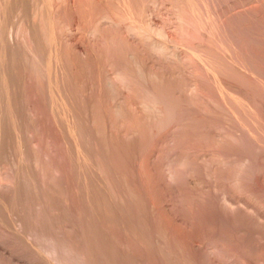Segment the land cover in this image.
I'll return each mask as SVG.
<instances>
[{
	"label": "rangeland",
	"instance_id": "rangeland-1",
	"mask_svg": "<svg viewBox=\"0 0 264 264\" xmlns=\"http://www.w3.org/2000/svg\"><path fill=\"white\" fill-rule=\"evenodd\" d=\"M22 1H18L19 5L28 3L22 5L23 9L25 6L28 7L24 9L25 12L23 10V14H27L31 1ZM156 1L86 0L85 7H80L82 2L81 5L78 4L79 0H76V4L73 3V5L72 3L66 5V0L58 1L61 4V14L60 19L58 17L60 25L57 28V31L59 28L60 31L57 34L61 33L58 36L64 39L67 38L66 35L72 34L71 36L76 40L74 44L77 45V50L73 48L75 51L71 50L67 54L70 47L65 45L66 39L62 38L65 42L60 43L59 51L62 52L61 50L64 49V52L60 56L61 59L65 57L62 60L66 61V64H70L74 59L73 62L77 65L72 63V66L75 65L73 68L79 71L74 69L73 72H77L75 74L72 72L75 77L73 75L71 77L76 80H73L74 85L68 84L67 81L72 79L70 75V78L67 77L68 70L65 67L62 69V65L63 71L60 70L59 81L65 82L63 75H66L69 80L62 85L59 82L58 86L61 89H69L65 92L67 96L71 93L69 96L71 100L65 101L67 96L59 89L63 93L62 96L64 95V100L61 98V101L64 103L73 100V102L76 101L77 106L73 107L74 109L70 108L73 111L67 108V112L63 105L57 110L53 111L52 108L50 110L51 106L47 101L49 97L43 94L44 91H48L47 79L41 77L40 80L39 75L35 74L37 80L35 88L37 87L40 95L36 96L38 109L35 108L39 112L33 113H36L35 117L38 114L37 120H40L41 116L43 120L41 118V121H37L34 116L31 117L34 119L28 118L30 116L26 119L25 116L29 111L28 113L26 111L27 114L25 111L20 114L6 112L1 118L5 123L2 125L8 129L14 128L12 124L15 126L17 121L20 123L17 124L18 128L23 123H26L28 128L23 124L24 127L21 126L18 131L17 127H15L16 131L10 129L16 132L15 134L18 133L16 135H19L18 139L13 138L16 137L14 132L13 135L8 134V136L5 131L9 133L10 130L5 127V134L2 132L9 138L8 144L12 145L9 146L5 142L8 138H4L5 143H3L7 144L8 148L3 144L1 150L4 148L5 151L0 150L2 156L3 153H7L5 157L0 154V164L2 166L4 164V167L0 166V191L2 192V196L0 193V209L2 208L0 210V252L6 248V257L11 260L5 258L4 262L7 263L2 260L0 264H17L18 262L20 264H53L56 262L53 260L55 257L58 259V264H82L83 259V263L86 261L89 264H264V0H191V4L187 3L189 0ZM18 10H15L18 15L12 12L13 19L10 15L8 17L10 21L7 34L9 35L10 31L17 33L18 22L20 25L22 17L25 19L23 14L17 19L20 15ZM198 10H201L200 13ZM29 14L30 12L27 16H30ZM181 16L188 17L189 21L183 18L184 24L181 23L183 22L180 19ZM13 20H15L14 23L11 22ZM27 20L28 17L24 23ZM159 26L164 27L166 37H163L165 34L160 33ZM133 27L137 30L135 31ZM43 42L46 44L45 39ZM187 42H191L193 46L190 47L191 43L188 46ZM160 44L163 45L164 50ZM183 44H186V47H183ZM156 45H160L161 48ZM84 47L89 49L88 62L85 66L83 59H80ZM188 52L191 53V57L195 56L193 60L191 59L192 61H189L188 55L186 56ZM202 54L207 57L204 58ZM18 57L16 56L17 61L21 62L19 55ZM195 58L196 63L203 61L205 65L197 63V68L196 66L193 68L196 65L193 64ZM210 64L215 67L214 71ZM65 71L67 74H64ZM196 73L201 76L198 77ZM141 78L145 80L142 81ZM198 81L199 84H197ZM84 82L88 84L86 96L83 92ZM197 87H201L200 92ZM156 90L157 94H153ZM148 91H153V96L148 93L151 96L149 97ZM157 95H161V98ZM155 96L160 98H158L159 101L157 98L154 99ZM144 100H147L146 103L149 102V106L144 103ZM150 105L159 107L158 111L165 110L166 116L158 111L156 114L154 109L157 110V107L150 108ZM24 113L26 120L20 116ZM72 114L75 116L73 117ZM63 115L68 117L65 116V118ZM17 116L21 122L15 118ZM12 118L16 120H11ZM31 120L34 124L36 122L34 126ZM69 120H72V123ZM37 125L39 127L36 128ZM71 126L74 127L72 129L75 135L72 133ZM12 132L10 131L11 134ZM20 135L23 136L20 137ZM26 136H28L27 139ZM1 137L3 139V136ZM33 138L37 141L33 142ZM25 142L30 143L31 146L28 143L27 146ZM21 143L26 147L25 153L23 149H19V147L23 148ZM34 143L37 145L35 146ZM45 145H48L49 149ZM37 146H41L43 151L37 149ZM21 152L24 155L29 153V157L23 156ZM34 153L36 157L32 156ZM50 154L54 164L49 159ZM42 156L43 158H39ZM24 157L28 158L24 160ZM33 159L34 162L38 160L36 163L39 167L36 163L31 164ZM51 166L59 169L57 176L54 171L56 167ZM17 184H20L19 188ZM45 212L50 213L52 217ZM21 223L22 226L24 225L23 228L27 223L26 232L22 226L18 225ZM28 226L36 227L31 228L33 230L29 229L28 232ZM25 233L26 236L23 235ZM49 233H56L55 241L59 242L61 239L60 244L55 243L56 236L52 237L53 234L49 235ZM22 235L26 237L23 242L30 246L26 244L25 246L22 241H19L20 239L18 240V238H24ZM47 235L48 238H46ZM49 237L54 238L52 242L54 246L57 245L55 247L57 252H54L55 249ZM71 245L74 246L71 247ZM62 246L66 247L62 249ZM67 246L70 251L67 250ZM32 247L34 250L31 249ZM51 247L53 251L50 250ZM50 252L56 256L53 257ZM73 253L76 255H72ZM79 255L84 258L79 259ZM63 257L65 263L62 260ZM18 258L21 261H16ZM59 259L62 261L60 262Z\"/></svg>",
	"mask_w": 264,
	"mask_h": 264
},
{
	"label": "bare ground",
	"instance_id": "bare-ground-1",
	"mask_svg": "<svg viewBox=\"0 0 264 264\" xmlns=\"http://www.w3.org/2000/svg\"><path fill=\"white\" fill-rule=\"evenodd\" d=\"M18 1L19 0H1L0 1V150H1V148H2V145L6 142L7 144H8V140H9V138L6 136V135H4L5 134V132H6V134L8 135V134H10V135H13V132H12V130H10V129H16L15 127H17V124L19 123L18 121H17V124H15L16 122H14V124H15V126L12 124V126L14 127V128H7V127H5L4 125H2V123H3V119H1L2 117H3V115L7 112V113H10L11 111H12V113L14 112H16L17 114L19 113L20 114V112H24L25 111V113H26V111H27V113H28V111H29V113L25 116V118L26 119H28V118H30V119H34V117H35V114L36 113H38L39 111L38 110H36L35 108H37V106L36 105H38V102H37V98H36V96L37 95H40V93L37 91L38 89H36L35 88V83L37 84V80H36V76H35V74H37V76L40 78V80H41V77H45V79H47L46 81L48 82V91H44V93L43 94H47L48 95V97H49V100H48V98L45 96V95H42V96H45V98H47V101H49V106H51L50 107V110H51V108L53 109V111L54 110H57V108H61L60 106H64L65 108H66V112H67V108H75L76 106H77V103H76V101H74L73 102V100L72 101H70V102H62L61 101V98L64 100V98H63V96L64 95H66L67 96V93L65 94V92H66V90L67 89H61L60 88V86H58V83L60 82L61 83V81H59V73H60V70H62L64 67H65V69L67 68V72L69 73V74H67V72L65 73L64 72V74H67L68 76V78H70L72 75H73V73L75 74V72H77L78 71V69H76L75 67L73 68V66H75V65H77V64H75L73 61H74V59L71 61V65L70 64H66L65 62L66 61H63L62 59H64V58H62L61 59V56H60V54L62 53V52H64V49H62L61 51L62 52H60L59 51V45H60V43L61 42H67V44H65L66 46L68 45V47H70V49H68L69 50V52H67V54L68 53H70L71 52V50H73V51H75L73 48H77V45L76 44H74V41H76L75 40V37L73 38L71 35H66L67 36V38H65L64 39V37H59L60 36V34H59V36H58V34H57V32H59L60 31V28L58 29V31H57V28L59 27V25H60V22H59V20H58V17H59V19H60V7H61V4H59V0H30L31 1V5H30V8H29V10L28 11H26V12H30V16H27V14H23V10L25 9V8H28V7H26L25 6V8L23 9V7L24 6H22V5H27V4H23V3H21V5H19V3H18ZM22 1V0H21ZM28 1V0H27ZM63 1V0H62ZM75 1L76 0H66V5L68 4H71L72 3V5H73V3H75ZM78 1V0H77ZM80 1V3L78 2V4H80L81 5V2H82V6H80V7H85L86 5V0L84 1H82V0H79ZM158 1V0H157ZM156 1V2H157ZM176 1H178V0H176ZM194 1V0H193ZM206 1V0H205ZM22 2H24V0L22 1ZM61 2V1H60ZM106 2V1H105ZM145 2V1H144ZM181 2V1H180ZM191 2V0H189V1H187V3H190ZM201 2V1H200ZM199 2V3H200ZM209 2V1H208ZM245 2V1H244ZM259 2V1H258ZM17 3H18V5H17ZM110 3V2H109ZM131 3V2H130ZM136 3V2H135ZM147 3V2H146ZM151 3V2H150ZM161 3V2H160ZM203 2H201V4H202ZM207 3V2H206ZM205 3V4H206ZM210 3V2H209ZM76 4V3H75ZM74 4V5H75ZM77 4V5H78ZM115 4H117V3H115ZM185 3H182V5H184ZM191 4V3H190ZM193 4V3H192ZM194 4H196V3H194ZM77 5H76V7H77ZM91 5V4H90ZM112 5V4H111ZM122 5V4H121ZM129 5V4H128ZM133 5V4H132ZM176 5V4H175ZM181 4H180V6H182ZM186 5V4H185ZM197 5V4H196ZM203 5V4H202ZM207 5V4H206ZM205 5V6H206ZM209 5V4H208ZM207 5V6H208ZM17 6H18V8H17ZM71 6V5H70ZM79 6V5H78ZM118 7H119V5H117ZM134 6V5H133ZM159 6V5H158ZM178 6V5H177ZM197 6H199V5H197ZM210 6H211V3H210ZM209 6V7H210ZM63 7H65V6H63ZM62 7V8H63ZM73 7V6H72ZM109 7V6H108ZM130 7V6H129ZM128 7V8H129ZM176 6H174V8H175ZM187 7V6H186ZM251 7V6H250ZM254 7V6H253ZM74 8H75V6H74ZM104 8V7H103ZM182 8H184V7H182ZM188 8V7H187ZM195 8V7H194ZM196 8H198V7H196ZM208 8V7H207ZM206 8V9H207ZM19 9V10H18ZM67 9V8H66ZM71 9V8H70ZM77 9H79V8H77ZM81 9V8H80ZM91 9V8H90ZM124 9V8H123ZM179 9V8H178ZM191 9V8H190ZM199 9V8H198ZM205 9V8H204ZM18 10V11H20V15L19 16H17V19H19L18 17H22V14L24 15V18L25 19H27V17H28V20H27V22L26 23H24V20L25 19H23V17H22V21H21V23H20V25H19V22H18V26H17V22H15V24H16V26L18 27V29L20 30H18V32L17 33H15L14 34V32L13 31H10V35H9V33L7 34V32H8V30H7V26H9L8 25V23H9V21H10V19L8 20V17H9V15L11 16V18L13 19V17H12V12L14 11V12H16V11ZM26 10V9H25ZM25 10H24V12H25ZM72 10V9H71ZM70 10V11H71ZM75 10V9H74ZM87 10V9H86ZM121 10V9H120ZM127 10H129V9H127ZM126 10V11H127ZM142 10V9H141ZM153 10V9H152ZM202 10V9H201ZM200 10V11H201ZM244 10V9H243ZM88 11V10H87ZM132 11V10H131ZM197 11V10H196ZM196 11H192V12H195L196 13ZM199 11V10H198ZM200 11H199V13H200ZM206 11V10H205ZM205 11H203L202 13L204 14V12ZM73 12V11H72ZM180 13H181V11H179ZM178 12V13H179ZM186 12H187V10H186ZM214 12V11H213ZM259 12V11H258ZM17 13V12H16ZM79 13V12H78ZM84 13V12H83ZM88 12H86V13H84V14H87ZM145 13V12H144ZM208 13V12H207ZM14 14V13H13ZM141 14V13H140ZM182 14V13H181ZM229 14V13H228ZM232 14V13H231ZM255 14V13H254ZM257 14V13H256ZM260 14V13H259ZM16 15V14H15ZM17 15H18V13H17ZM190 15V14H189ZM205 15V14H204ZM208 15H209V13H208ZM252 15V14H251ZM27 16V17H26ZM107 16V15H106ZM135 16V18H136V14L134 15ZM139 16V15H138ZM178 16V15H177ZM186 16H188V15H185V17ZM30 17V18H29ZM84 17V16H83ZM185 17H180V19H181V21H183V22H181V23H183L184 24V20H182L183 18L184 19H187L188 20V17L187 18H185ZM209 17H211V16H209ZM214 17V16H213ZM114 18V17H113ZM192 18V17H191ZM208 18V17H207ZM11 19V20H12ZM14 19H15V17H14ZM107 19V18H106ZM112 19V18H111ZM177 19V18H176ZM205 19H206V17H205ZM204 19V20H205ZM212 19H214V18H212ZM16 20V19H15ZM15 20H13V21H11V22H13L14 23V21ZM135 20V19H134ZM207 20V19H206ZM123 21H124V19H123ZM189 21V20H188ZM209 21V20H208ZM215 21H218V20H216L215 19ZM220 21V20H219ZM11 22H10V24H11ZM58 22H59V24H58ZM129 22V21H128ZM131 22V21H130ZM142 22V21H141ZM132 23V22H131ZM186 23V22H185ZM191 23V22H190ZM209 24L211 23V22H208ZM96 24V23H95ZM211 24H213V23H211ZM215 24V23H214ZM14 25V24H13ZM157 25V24H156ZM178 25V24H177ZM188 25V24H187ZM194 25H196V24H194ZM203 25V24H202ZM216 25V24H215ZM10 26H12V25H10ZM96 26V25H95ZM113 26V25H112ZM129 26V25H128ZM131 26H134V25H131ZM199 26V25H198ZM204 26V25H203ZM212 26V25H211ZM108 27V26H107ZM137 27V26H136ZM135 27V28H136ZM160 28H161V26H159ZM179 27V26H178ZM207 27V26H206ZM216 27H218V26H216ZM65 28H66V26H65ZM98 28V27H97ZM102 28V27H101ZM134 28V27H133ZM134 28V30L136 31L137 29H135ZM164 28V27H163ZM163 28H161V32L160 31H158V33L160 32L161 34H165L166 32H164V29ZM194 28V27H193ZM202 28V27H201ZM210 28V27H209ZM11 29V28H10ZM13 29H15V28H13ZM63 29H64V27H63ZM89 29V28H88ZM92 29V28H91ZM159 29V28H158ZM163 29V30H162ZM197 29V28H196ZM17 30V29H16ZM133 30V29H132ZM133 30V31H134ZM144 30V29H143ZM146 30V29H145ZM155 30V29H154ZM194 30H195V28H194ZM200 30V29H199ZM93 31V30H92ZM156 31V30H155ZM180 31V30H179ZM209 31V30H208ZM69 32V31H68ZM71 32V31H70ZM94 32V31H93ZM96 32V31H95ZM94 32V33H95ZM184 32V31H183ZM198 32H200V31H198ZM19 33H21V34H23L22 35V37H21V34L19 35ZM72 33V32H71ZM98 33V32H97ZM101 33V32H100ZM146 33V32H145ZM157 33V34H158ZM159 33V34H160ZM177 33V32H176ZM191 33V32H190ZM65 34H66V32H65ZM99 34V33H98ZM144 34V33H143ZM152 34V33H151ZM158 34V35H159ZM160 34V35H161ZM193 34V33H192ZM93 35V34H92ZM134 35V34H133ZM157 35V36H158ZM160 35H159V37H160ZM197 35V34H196ZM207 35H209V34H207ZM109 36V35H108ZM117 36V35H116ZM131 36V35H130ZM168 36V35H167ZM179 36V35H178ZM189 36V35H188ZM194 36V35H193ZM198 36H199V34H198ZM58 37L59 38H61V41H59V39H58ZM103 37V36H102ZM163 37H166V34H165V36L163 35ZM184 37V36H183ZM65 40V41H62L63 39ZM110 38V37H109ZM122 38V37H121ZM146 38V37H145ZM185 38V37H184ZM188 39H191V38H189V37H187ZM193 38V37H192ZM200 38V37H199ZM202 38V37H201ZM204 38V37H203ZM206 38V37H205ZM45 39V43L46 44H44V42H43V40ZM120 39V38H119ZM127 39V38H126ZM154 39V38H153ZM209 39V38H208ZM106 40V39H105ZM111 40V39H110ZM139 40V39H138ZM167 40V39H166ZM168 40H169V38H168ZM184 40V39H183ZM192 40V39H191ZM117 41V40H116ZM134 41V40H133ZM144 41V40H143ZM172 41V40H171ZM170 41V42H171ZM174 41V40H173ZM176 41V40H175ZM188 41V40H187ZM89 42H91V41H89ZM114 42V41H113ZM169 42V41H168ZM184 42H186V41H184ZM79 43V42H78ZM115 43V42H114ZM175 43V42H174ZM180 42H178V44H179ZM188 43V46H189V43H191V42H187ZM192 43H193V41H192ZM192 43H191V46L190 47H192L193 45H192ZM203 43V42H202ZM176 44V43H175ZM197 44V43H196ZM205 44V43H204ZM62 45H64V44H62ZM117 45V44H116ZM161 45V44H160ZM160 45L159 46H157L156 45V47H160ZM184 45V44H183ZM216 45H217V43H216ZM87 46V45H86ZM88 46H90V45H88ZM119 46V45H118ZM163 45H161V47H162ZM199 46V45H198ZM204 46V45H203ZM208 46V45H207ZM218 46V45H217ZM79 47V46H78ZM160 47V48H161ZM183 47H186V44L183 46ZM202 47V46H201ZM200 47V48H201ZM206 47V46H205ZM209 47V46H208ZM215 47V46H214ZM220 47V46H219ZM63 48H65V46L63 47ZM87 48V47H86ZM85 47L83 48L84 49V51L82 52V58H80V59H83L82 60V62L84 61V66H85V64L87 65V63L86 62H88V50L89 49H86ZM163 48V50H164V47H162ZM222 48V47H221ZM117 49V48H116ZM154 49V48H153ZM190 49V48H189ZM188 49V50H189ZM193 49V48H192ZM205 49V48H204ZM203 49V50H204ZM210 49H211V47H210ZM223 49H225V48H223ZM222 49V50H223ZM66 50V49H65ZM77 50V49H76ZM158 50V49H157ZM187 50V49H186ZM191 50V49H190ZM195 50H196V52H198V50L195 48ZM213 50V49H212ZM228 50V49H227ZM67 51V50H66ZM159 51V50H158ZM165 51H166V49H165ZM201 51V50H200ZM209 51V50H208ZM221 51V50H220ZM230 51H231V49H230ZM81 52V51H80ZM79 52V53H80ZM93 52V51H92ZM130 52V51H129ZM164 52V51H163ZM192 52H194V51H192ZM211 52H213V51H211ZM229 52V51H228ZM232 52V51H231ZM66 53V52H65ZM78 53V54H79ZM166 53V52H165ZM189 53V52H188ZM199 53V52H198ZM202 52H200V54H201ZM222 53H223V51H222ZM17 54V55H16ZM66 54V55H67ZM97 54V53H96ZM119 54H120V52H119ZM133 54V53H132ZM131 54V55H132ZM158 54V53H157ZM170 54V53H169ZM205 54V53H204ZM220 54V53H219ZM18 55L20 56V61L21 62H19V61H17V59L19 58L18 57ZM65 55V56H66ZM76 55V54H75ZM135 55V54H134ZM133 55V56H134ZM179 55V54H178ZM183 55V54H182ZM189 56V57H187V58H189L190 60L189 61H192L193 59H194V57L195 56H190L191 55V53H189V54H186V56ZM212 55V54H211ZM214 55V54H213ZM16 56L18 57V58H16ZM69 56H72V55H70L69 54ZM91 56H92V54H91ZM198 56V55H197ZM202 56H204L203 54H202ZM75 57V56H74ZM80 57V56H79ZM205 57H207V56H204V58ZM211 57V56H210ZM218 57V56H217ZM227 57V56H226ZM90 58V57H89ZM198 58L200 59V57L198 56ZM211 58H213V56L211 57ZM210 58V59H211ZM220 58V57H219ZM235 58V57H234ZM91 59V58H90ZM126 59V58H125ZM131 59V58H130ZM136 59V58H135ZM165 59V58H164ZM184 59V58H183ZM192 59V60H191ZM216 59V58H215ZM221 59V58H220ZM64 62H62V61ZM71 60V59H70ZM69 60V61H70ZM106 60V59H105ZM113 60V59H112ZM128 60H129V57H128ZM177 60V59H176ZM196 58H195V62L193 63V64H196V65H194L193 66V68L195 67V68H197V66L200 64V63H205V62H200V63H198V61H197V63H198V65H197V63H196ZM207 60V59H206ZM209 60V59H208ZM217 60V59H216ZM237 60V59H236ZM91 61V60H90ZM137 61V60H136ZM135 61V62H136ZM188 61V60H187ZM223 61V60H222ZM221 61V62H222ZM232 61V60H231ZM183 62V61H182ZM207 62V61H206ZM228 62V61H227ZM226 62V63H227ZM72 63H74L75 65H73L72 66ZM112 63V62H111ZM137 63V62H136ZM147 63V62H146ZM179 63V62H178ZM185 63H186V61H185ZM184 63V64H185ZM217 63H218V61H217ZM236 63H237V61H236ZM114 64V63H113ZM172 64V63H171ZM189 64V63H188ZM221 64V63H220ZM62 65H63V67H62ZM89 65V64H88ZM109 65V64H108ZM183 65V64H182ZM205 65V64H204ZM211 65V64H210ZM223 65H224V63H223ZM231 65V64H230ZM236 65H238V64H236ZM67 66V67H66ZM82 66V65H81ZM92 66V65H91ZM117 66V65H116ZM136 66V65H135ZM184 66V65H183ZM189 66V65H188ZM212 66V65H211ZM227 66V65H226ZM231 66H233V65H231ZM61 67H62V69H61ZM83 67V66H82ZM87 67V66H86ZM113 67V66H112ZM174 67V66H173ZM202 67V66H201ZM205 67V66H204ZM203 67V68H204ZM138 68V67H137ZM174 68H176V67H174ZM205 68H208L207 66L205 67ZM204 68V69H205ZM211 68H214V69H212V71H214L215 70V67H211ZM226 68V67H225ZM74 69L75 70H77V71H75V72H73L74 71ZM118 69V68H117ZM121 69V68H120ZM139 69H141V68H139ZM191 69V68H190ZM198 69L200 70V68L198 67ZM209 69V68H208ZM207 69V70H208ZM90 70V69H89ZM189 70V69H188ZM195 70H197V69H195ZM194 70V71H195ZM206 70V69H205ZM210 71H211V69H209ZM218 70V69H217ZM63 71V70H62ZM61 71V72H62ZM83 71L84 70H82V73H83ZM238 71V70H237ZM236 71V72H237ZM73 72V73H72ZM79 72V71H78ZM86 72V71H85ZM165 72V71H164ZM185 72V71H184ZM192 72V71H191ZM200 72V71H199ZM224 72V71H223ZM63 73V72H62ZM131 73H132V71H131ZM135 73V72H134ZM141 73V72H140ZM194 74V76H195V72H193ZM202 73H207V72H202ZM216 73H217V71H216ZM240 73V72H239ZM81 74V73H80ZM84 74V73H83ZM88 74V73H87ZM139 74V73H138ZM137 74V75H138ZM144 74V73H143ZM150 74V73H149ZM157 74V73H156ZM197 74V73H196ZM212 74H213V72H212ZM229 74V73H228ZM41 75V76H40ZM69 75H70V77H69ZM79 75V74H78ZM89 75V74H88ZM127 75V74H126ZM186 75V74H185ZM204 75V74H203ZM210 76H211V73L209 74ZM237 75H239V74H237ZM74 76V75H73ZM79 76H81V75H79ZM131 76V75H130ZM158 76H159V73H158ZM173 76V75H172ZM193 76V77H194ZM197 76L199 77V76H201V75H199V74H197ZM207 76V75H206ZM204 77L205 79L208 77ZM230 76V75H229ZM235 76V75H234ZM47 77V78H46ZM64 79H66V80H69V79H67V77H66V75L64 76H62ZM61 77V78H62ZM75 77V76H74ZM78 77V76H77ZM86 77H88V76H86ZM90 77V76H89ZM124 77V76H123ZM122 77V78H123ZM132 77V76H131ZM149 77V76H148ZM163 77H165V76H163ZM175 77V76H174ZM179 77V76H178ZM177 77V78H178ZM191 77V76H190ZM212 77V76H211ZM210 77V78H211ZM213 77H214V75H213ZM60 78V79H61ZM80 78V77H79ZM84 78V77H83ZM139 78V77H138ZM167 78V77H166ZM192 78V77H191ZM190 78V79H191ZM63 79V80H64ZM70 79H72V80H70V81H67V82H69L68 84H72L73 83V80H75V79H73L72 77L70 78ZM78 79V78H77ZM81 79H82V77H81ZM80 79V80H81ZM88 79V78H87ZM113 79V78H112ZM124 79H125V77H124ZM133 79H134V76H133ZM142 79V81H144L145 80V78H141ZM174 79V78H173ZM194 79H196V78H194ZM198 79V78H197ZM203 78H201V80H202ZM208 79V78H207ZM213 79V78H212ZM36 80V81H35ZM43 80V79H42ZM66 80H65V82L64 83H66ZM85 80V79H84ZM127 80H128V78H127ZM150 80V79H149ZM154 80V79H153ZM210 80V79H209ZM216 80H217V78H216ZM44 81V80H43ZM42 81V84H44V82ZM76 81V80H75ZM107 81H109V80H107ZM111 81V80H110ZM109 81V82H110ZM113 81V80H112ZM124 81V80H123ZM132 81V80H131ZM165 81V80H164ZM214 81H215V79H214ZM46 82V83H47ZM63 82L61 83V85L63 84ZM125 82H126V80H125ZM137 82V81H136ZM139 82V81H138ZM151 82H153V81H151ZM156 82V81H155ZM178 82V81H177ZM218 82V81H217ZM82 83H83V81H82ZM140 83V82H139ZM200 82L198 81V83L197 84H199ZM207 83V82H206ZM248 83V82H247ZM250 83V82H249ZM68 84H64L65 86L66 85H68ZM138 84V83H137ZM154 84H156V83H154ZM187 84V83H186ZM196 84V85H197ZM211 84V83H210ZM72 85H74V84H72ZM158 85H159V83H158ZM190 85V84H189ZM247 85V84H246ZM71 86V85H70ZM92 86V85H91ZM122 86V85H121ZM161 86V85H160ZM164 86V85H163ZM225 86V85H224ZM84 94H85V96H86V94H87V92H88V84H86V82H84ZM115 87V86H114ZM131 87V86H130ZM146 87V86H145ZM204 87V86H203ZM44 88V87H43ZM46 88V87H45ZM62 88H64V86L62 87ZM71 88V87H70ZM136 88V87H135ZM135 88H134V90H135ZM143 88V87H142ZM149 88V87H148ZM188 88H190V87H188ZM199 88H201V87H199ZM198 87H197V90L200 92V90L201 89H199ZM213 88V87H212ZM229 88V87H228ZM62 90V91H64V95L62 96V94L63 93H61L62 91H60V90ZM124 89V88H123ZM131 89V88H130ZM146 90H147V88H145ZM150 89V88H149ZM148 89V90H149ZM206 89V88H205ZM209 89H210V87H209ZM208 89V90H209ZM69 90V89H68ZM67 90V91H68ZM93 90V89H92ZM91 90V91H92ZM127 90H129V89H127ZM150 90H152V89H150ZM203 90V89H202ZM212 90V89H211ZM137 91V90H136ZM144 91V90H143ZM191 91V90H190ZM207 91V90H206ZM205 91V92H206ZM230 91V90H229ZM134 92V91H133ZM182 92V91H181ZM185 92V91H184ZM222 92V91H221ZM239 92V91H238ZM116 93V92H115ZM148 93H151L150 95H152V93H153V91H151V92H147V95H148ZM162 93V92H161ZM161 93H158V94H161ZM165 92H163V94H164ZM187 93H188V91H187ZM195 93L197 94V92H196V90H195ZM203 93V92H202ZM232 93V92H231ZM68 94H69V92H68ZM81 94V93H80ZM133 94V93H132ZM153 94H157V90H156V92L155 93H153ZM162 94V96H163V98H164V95ZM170 94V93H169ZM200 94V93H199ZM70 95H71V93H70ZM69 95V96H70ZM99 95V94H98ZM146 95V94H145ZM150 95H148L149 97H151ZM189 95V94H188ZM192 95V94H191ZM204 95H205V93H204ZM229 95V94H228ZM69 96H67V99H65V101L66 100H68V99H70L69 98ZM84 96V97H85ZM153 96V95H152ZM157 96H159V95H157ZM157 96H155V98L154 99H156L157 98ZM161 96V95H160ZM159 96V97H160ZM181 96V95H180ZM190 96V95H189ZM197 96V95H196ZM209 96H210V93H209ZM158 97V98H159ZM168 97V96H167ZM230 97V96H229ZM82 98H83V95H82ZM86 98H88V96L86 97ZM85 98V99H86ZM141 98V97H140ZM148 98V97H147ZM153 98V97H152ZM158 98H157V101H159L158 100ZM161 98V97H160ZM159 98V99H160ZM179 98V97H178ZM202 98V97H201ZM241 98V97H240ZM145 99V98H144ZM200 99V98H199ZM223 99V98H222ZM242 99V98H241ZM245 99V98H244ZM71 100V99H70ZM126 100H127V98H126ZM162 100V99H161ZM160 100V101H161ZM183 100V99H182ZM201 100V99H200ZM203 100V99H202ZM211 100V99H210ZM243 100V99H242ZM69 101V100H68ZM116 101V100H115ZM118 101H120V100H118ZM147 101V100H146ZM146 101L144 100V103H146ZM149 101V100H148ZM156 101V100H155ZM163 101V100H162ZM178 101V100H177ZM196 101V100H195ZM222 101V100H221ZM247 101V100H246ZM88 102V101H87ZM126 102V101H125ZM133 102V101H132ZM164 102H165V100H164ZM228 102V101H227ZM248 102V101H247ZM85 103V102H84ZM123 103V102H122ZM155 103V102H154ZM206 103V102H205ZM223 103V102H222ZM234 103V102H233ZM124 104V103H123ZM146 104H148V106H149V102H147ZM145 104V105H146ZM156 104V103H155ZM159 104H160V102H159ZM177 104V103H176ZM191 104V103H190ZM242 104V103H241ZM87 105H88V103H87ZM125 105V104H124ZM157 105H158V102H157ZM170 105V104H169ZM217 105V104H216ZM232 105V104H231ZM234 105V104H233ZM144 106V105H143ZM151 106H152V108L154 107H157V106H153V105H150V108H151ZM160 106V105H159ZM164 106V105H163ZM45 107H46V105H45ZM93 107V106H92ZM130 107V106H129ZM132 107V106H131ZM139 107V106H138ZM145 107V106H144ZM147 107V106H146ZM145 107V108H146ZM192 107V106H191ZM197 107V106H196ZM248 107H249V105H248ZM65 108L63 109V110H65ZM73 108V109H74ZM158 108L159 107H157V110H155L154 109V112L156 113V114H158V112L159 113H163L164 115H165V113H164V111L163 112H161L162 111V107H160V111H158ZM206 108V107H205ZM209 108V107H208ZM220 108V107H219ZM237 108V107H236ZM35 109V110H34ZM38 109V108H37ZM73 109L71 110V111H73ZM79 109V108H78ZM125 109H127V108H125ZM147 109H148V107H147ZM202 109V108H201ZM233 109H235V107L233 108ZM244 109V108H243ZM48 110V109H47ZM60 110V109H59ZM62 110V109H61ZM133 110V109H132ZM153 110V109H152ZM206 110V109H205ZM217 110V109H216ZM232 110V109H231ZM9 111V112H8ZM71 111H68V112H71ZM150 111V110H149ZM156 111H158V112H156ZM204 111V110H203ZM209 111V110H208ZM223 111V110H222ZM32 112V114L30 115V113ZM33 112H36L35 114L33 113ZM51 112V111H50ZM58 112V111H57ZM60 112V111H59ZM131 112V111H130ZM147 112H148V110H147ZM166 112V111H165ZM25 113L23 114V115H20V116H23V118H24V115H25ZM54 112H52V114H53ZM73 113V112H72ZM132 113V112H131ZM149 113V112H148ZM151 113V112H150ZM172 113V112H171ZM204 113V112H203ZM68 114V113H67ZM139 114H141V113H139ZM146 114V113H145ZM151 114H153V113H151ZM232 114V113H231ZM237 114H239V113H237ZM7 115V114H6ZM49 115V114H48ZM51 115V114H50ZM73 115V117L75 116L74 114H72ZM92 115V114H91ZM130 115V114H129ZM216 115V114H215ZM228 115V114H227ZM227 115H226V117H227ZM28 116H30V117H28ZM32 116H34L33 118H31ZM38 116V114L36 115V120H37V117ZM54 116V115H53ZM57 116V115H56ZM64 117L66 116V115H63ZM77 116V115H76ZM138 116V115H137ZM156 116V115H155ZM166 116V115H165ZM200 116V115H199ZM7 117V116H6ZM9 117V116H8ZM10 117H12V116H10ZM28 117V118H27ZM58 117V116H57ZM56 117V118H57ZM61 117V116H60ZM59 117V118H60ZM66 117H68V116H66ZM65 117V118H66ZM124 117V116H123ZM145 117H146V115H145ZM157 117V116H156ZM160 117V115L158 116V118ZM231 117V116H230ZM15 118H18V120L20 119L18 116L17 117H15ZM24 118V120H26ZM41 118H42V116L39 118L40 120H37V121H41ZM65 118H63L64 120H65ZM69 118H71V117H69ZM143 118V117H142ZM151 118V117H150ZM161 118H163V117H161ZM212 118V117H211ZM216 118V117H215ZM4 119H5V117H4ZM8 118H6V120H7ZM29 119V120H30ZM62 119V118H61ZM111 119V118H110ZM11 120H14V118H12ZM10 120V121H11ZM16 120V119H15ZM14 120V121H15ZM42 120H43V118H42ZM52 120V119H51ZM50 120V121H51ZM56 120V119H55ZM60 120V119H59ZM68 120V119H67ZM87 120V119H86ZM134 120V119H133ZM139 120V119H138ZM161 120V119H160ZM163 120H164V118H163ZM20 121V120H19ZM28 121V120H27ZM61 121V120H60ZM70 121V120H69ZM68 121V122H69ZM72 121V120H71ZM70 121V122H71ZM141 121V120H140ZM144 121V120H143ZM149 121V120H148ZM12 122V121H11ZM21 122V121H20ZM24 122V121H23ZM31 122H32V120H31ZM58 122V121H57ZM73 122H74V120H73ZM80 122V121H79ZM92 122V121H91ZM28 123V122H27ZM39 123V122H38ZM37 123V124H38ZM42 123V122H41ZM66 123V122H65ZM72 123V122H71ZM160 123V122H159ZM168 123V122H167ZM167 123H166V125H167ZM3 124H5V123H3ZM20 124V123H19ZM18 124V125H19ZM24 124V123H23ZM23 124H21L20 126H19V128L22 126V128L25 126V127H27L25 124H24V126H23ZM31 124H33V126L36 124V122H35V124L32 122ZM134 124V123H133ZM152 124H154V123H152ZM164 124V123H163ZM243 124V123H242ZM10 126H11V124H9ZM28 125V124H27ZM50 125V124H49ZM73 125V124H72ZM85 125V124H84ZM7 126V125H6ZM55 126H57V125H55ZM60 126H61V124H60ZM74 126V125H73ZM162 126V125H161ZM246 126V125H245ZM4 127L5 128H7L8 130H10L11 132H12V134L10 133V131H8L9 133H7V131H5L4 132ZM37 127H39L38 125L36 126V128ZM68 127H69V124H68ZM114 127V126H113ZM18 127H17V131H18V129H19ZM28 128V127H27ZM41 128V127H40ZM40 128H38V129H40ZM63 128H64V126H63ZM71 129L72 128H74V127H70ZM70 128H69V131H70ZM132 128V127H131ZM160 128V127H159ZM65 129H66V127H65ZM161 129V128H160ZM20 130H22V129H20ZM19 130V131H20ZM33 130V129H32ZM41 130V129H40ZM39 130V131H40ZM67 130V129H66ZM65 130V131H66ZM73 130V135H75L74 134V129H72ZM16 131V130H15ZM26 131V130H25ZM68 131V130H67ZM2 132H4V134L2 133ZM22 134H23V132L22 131H20ZM112 132H114V131H112ZM145 132V131H144ZM1 133H2V135H1ZM16 132H14V135L16 136L17 134H15ZM70 133H71V131H70ZM69 133V134H70ZM77 133V132H76ZM79 133V132H78ZM128 133V132H127ZM26 134V133H25ZM28 134H30V133H28ZM65 134H66V132H65ZM117 134V133H116ZM72 135V134H71ZM112 135V134H111ZM1 136H3V139L4 138H8V139H6L7 141H5V139L3 140L2 139V137ZM5 136V137H4ZM9 136V135H8ZM23 136V135H22ZM21 135H20V137H22ZM36 136V135H35ZM40 136V135H39ZM79 136V135H78ZM18 137H19V135L18 136H16V137H13V138H17L18 139ZM54 137V136H53ZM73 137V136H72ZM72 137H71V139H72ZM86 137V136H85ZM12 138V137H11ZM26 139L28 138V136H26L25 137ZM35 138V137H34ZM33 138V139H34ZM24 139V138H23ZM54 139V138H53ZM52 139V140H53ZM70 139V140H71ZM15 140V139H14ZM19 140H21L20 138H19ZM29 140H31V138H29ZM68 140V139H67ZM5 141V142H4ZM10 141V140H9ZM12 141H13V139H12ZM33 141V140H32ZM32 141H31V143H32ZM35 141H37L36 139H34V141L33 142H35ZM49 141H51V140H49ZM49 141H47V142H49ZM76 141V140H75ZM4 142V143H3ZM17 142H19L18 140H17ZM21 142V141H20ZM19 142V143H20ZM22 142H23V140H22ZM10 143V142H9ZM15 143V142H14ZM18 143V144H19ZM28 143V142H27ZM26 142L24 143V144H27ZM36 143H38V142H36ZM40 143V142H39ZM7 144H4V145H7ZM22 144V143H21ZM29 145H30V143H28ZM28 144H27V146H28ZM35 144V143H34ZM48 144V143H47ZM57 144V143H56ZM65 144V143H64ZM70 144V143H69ZM9 145V144H8ZM8 145H7V147L6 148H8ZM10 145H12V144H10ZM9 145V146H10ZM17 145V144H16ZM23 145V144H22ZM22 145H21V147H22ZM37 144H35V146H36ZM43 145V144H42ZM51 145H52V143H51ZM67 145V144H66ZM77 145V144H76ZM31 146V145H30ZM34 146V147H35ZM46 146V145H45ZM53 146V145H52ZM73 146V145H72ZM75 146V145H74ZM5 147V146H4ZM17 147H19V146H17ZM25 146L23 145V148H20L19 147V149H23L24 151H23V153H25V149H26V147L24 148ZM38 148L37 149H39V150H41V146L39 147V146H37ZM47 148H48V145L46 146ZM56 147H58L57 145H56ZM61 147V146H60ZM71 147V146H70ZM33 148V147H32ZM45 148V147H44ZM55 148V147H54ZM75 148V147H74ZM4 149V148H3ZM2 149V150H3ZM27 149H28V147H27ZM49 149V148H48ZM56 149V148H55ZM67 149V148H66ZM73 149V148H72ZM1 150V151H2ZM6 150H8V149H6ZM34 150V149H33ZM51 150H53L52 149V147H51ZM59 150V149H58ZM69 150V149H68ZM0 151V152H1ZM4 151H5V149H4ZM3 151V152H4ZM9 151V150H8ZM19 152H20V150H18ZM34 151H36V149L34 150ZM41 151H43V150H41ZM45 151V150H44ZM54 151V150H53ZM56 151V150H55ZM65 151V150H64ZM7 152V151H6ZM5 152V153H6ZM26 152H27V150H26ZM31 152H33V151H31ZM30 152V153H31ZM47 152V151H46ZM58 152V151H57ZM57 152H54V153H57ZM66 152V151H65ZM68 152V151H67ZM70 152V151H69ZM22 152H21V154H23ZM39 153V152H38ZM37 153V154H38ZM43 153V152H42ZM59 153V152H58ZM1 154V153H0ZM7 154V153H6ZM6 154H4L3 153V156L5 157V155ZM17 154V153H16ZM19 155H20V153H18ZM29 154V153H28ZM28 154L26 153V155H24L23 154V156H28ZM43 154H45V153H43ZM47 154H49V153H47ZM66 154H68V153H66ZM72 154V153H71ZM34 155H35V153L34 154H32V156L34 157ZM39 155V154H38ZM1 156H2V154H1ZM0 156V157H1ZM2 156V157H3ZM18 156V155H17ZM21 156V155H20ZM19 156V157H20ZM22 156V157H23ZM40 156V155H39ZM19 157H18V159H19ZM29 157V156H28ZM28 157H24V160H25V158H28ZM35 157H36V155H35ZM45 157V156H44ZM70 157V156H69ZM31 158V157H30ZM39 158H43V156L42 157H39ZM46 158V157H45ZM68 158V157H67ZM2 159V158H1ZM20 159H21V157H20ZM36 159V158H35ZM47 159V158H46ZM49 159H50V161L53 163L54 162V160H53V158H51V154H50V156H49ZM53 161H52V160ZM12 160V159H11ZM21 160H23V159H21ZM21 160H19L21 163L23 162V161H21ZM85 160V159H84ZM4 161H5V159H4ZM8 161V160H7ZM31 161H32V159H31ZM35 160L33 159V162H31V164H33V163H36V162H34ZM47 161H48V159H47ZM10 162V161H9ZM18 162V161H17ZM16 162V163H17ZM19 162V163H20ZM28 162V161H27ZM20 163V164H21ZM26 163V162H25ZM57 163V162H56ZM56 163H55V165H56ZM20 164H18V166H20ZM28 164V163H27ZM37 164V163H36ZM54 164V163H53ZM41 165V164H40ZM52 165V164H51ZM0 166L1 167H4V164H3V166L0 164ZM15 166V165H14ZM34 166V165H33ZM37 166H38V164H37ZM88 166V165H87ZM8 167V166H7ZM10 167V166H9ZM17 167V166H16ZM39 167V166H38ZM43 167V166H42ZM52 168H55L54 166H51ZM21 169V168H20ZM45 169H46V167H45ZM48 169V168H47ZM86 169V168H85ZM1 170V169H0ZM51 170V169H50ZM54 170V169H53ZM59 170V169H58ZM58 170H57V167L55 168V170L54 171H56L55 172V176H57L56 174H57V172H58ZM16 171H17V168H16ZM53 171V172H54ZM4 172V171H3ZM21 172V171H20ZM19 172V173H20ZM49 172V171H48ZM51 172V171H50ZM52 172V173H53ZM18 173V172H17ZM22 173V172H21ZM45 173V172H44ZM59 173V172H58ZM9 174V173H8ZM7 174V175H8ZM40 174H41V172H40ZM50 174V173H49ZM54 174V173H53ZM52 174V175H53ZM89 174V173H88ZM31 175V174H30ZM43 175V174H42ZM4 176V175H3ZM17 176V175H16ZM46 176H47V174H46ZM45 176V177H46ZM59 176V175H58ZM43 177V176H42ZM60 177V176H59ZM8 178V177H7ZM35 178V177H34ZM54 178V177H53ZM16 179V178H15ZM22 179V178H21ZM59 179V178H58ZM7 180V179H6ZM17 180H19V179H17ZM31 181V180H30ZM46 182V181H45ZM2 183V182H1ZM10 183V182H9ZM14 183V182H13ZM23 183V182H22ZM27 183V182H26ZM44 183V182H43ZM6 184V183H5ZM11 184H12V182H11ZM11 184H10V186H11ZM16 184V183H15ZM21 184V183H20ZM19 184V185H20ZM38 184V183H37ZM40 184V183H39ZM18 185V184H17ZM18 185V188L20 187ZM28 185V184H27ZM33 185V184H32ZM54 185V184H53ZM22 186H23V184H22ZM15 187V186H14ZM24 187V186H23ZM13 188V187H12ZM26 189V188H25ZM46 189V188H45ZM46 190H48V189H46ZM20 191V190H19ZM19 191H18V193H19ZM26 191V190H25ZM42 191V190H41ZM3 192H5V191H3ZM0 193H1V196H2V192L0 191ZM25 193V192H24ZM28 193V192H27ZM35 193H37V192H35ZM56 193V192H55ZM19 195V194H18ZM17 195V196H18ZM31 196V195H30ZM11 197V196H10ZM20 197V196H19ZM18 198V197H17ZM20 199V198H19ZM36 199V198H35ZM46 200V199H45ZM45 200H43V201H45ZM58 200V199H57ZM49 200H47V202H48ZM61 201V200H60ZM63 201H65V200H63ZM68 202V201H67ZM14 203V202H13ZM17 203V202H16ZM30 203V202H29ZM28 203V204H29ZM31 203H33L34 204V202H31ZM49 203V202H48ZM56 203V202H55ZM65 203V202H64ZM18 204V203H17ZM21 204V203H20ZM43 204H45V202H43ZM61 204V203H60ZM5 205H6V203H5ZM35 205H36V203H35ZM67 205V204H66ZM22 206V205H21ZM20 206V207H21ZM30 206V205H29ZM46 206V205H45ZM52 206V205H51ZM54 207H55V205H53ZM52 206V207H53ZM70 206H71V204H70ZM1 207V206H0ZM13 207V206H12ZM24 207V206H23ZM43 207V206H42ZM57 207V206H56ZM5 208V207H4ZM3 208V209H4ZM13 208H15V207H13ZM48 208V207H47ZM60 208H61V206H60ZM65 208V207H64ZM67 208V207H66ZM2 209V208H1ZM0 209V210H1ZM9 210H10V208H8ZM22 209H24V208H22ZM54 209H56V208H54ZM53 209V210H54ZM13 210V209H12ZM26 210H28V209H26ZM47 210V209H46ZM45 210V211H46ZM49 210V209H48ZM68 210V209H67ZM70 210V209H69ZM7 211V210H6ZM17 211V210H16ZM15 211V212H16ZM28 211H30V210H28ZM59 211V210H58ZM57 211V212H58ZM1 212V211H0ZM8 212V211H7ZM14 212V211H13ZM42 211H40V213H41ZM49 212H50V210H49ZM56 212V211H55ZM64 212V211H63ZM66 212V211H65ZM71 212V211H70ZM27 213V212H26ZM32 213V212H31ZM46 213V212H45ZM51 213V212H50ZM50 213H46L47 215L49 214L50 215ZM61 213H62V211H61ZM67 213V212H66ZM8 214H10V213H8ZM19 214V213H18ZM34 214V213H33ZM41 214H43V213H41ZM45 214V215H46ZM65 214V213H64ZM67 214H70V213H67ZM72 214H74V213H72ZM1 215V214H0ZM21 215H23V213L21 214ZM47 215H46V217H47ZM5 216H6V214H5ZM19 216H20V214H19ZM31 216H32V214H31ZM43 216V215H42ZM51 217H52V215H50ZM11 217H12V215H11ZM18 217V216H17ZM50 217V218H51ZM68 217V216H67ZM70 217H71V215H70ZM4 218V217H3ZM8 218H10V215H8ZM39 218V217H38ZM44 218V217H43ZM42 218V219H43ZM60 218V217H59ZM61 218H64V217H61ZM60 218V219H61ZM17 219V218H16ZM21 219V218H20ZM68 219V218H67ZM30 220V219H29ZM39 220V219H38ZM50 220H52V219H50ZM71 220H73V219H71ZM21 221V220H20ZM24 221H25V219H24ZM24 221H22V222H24ZM27 221V220H26ZM31 221V220H30ZM43 221H46V220H43ZM48 221H49V217H48ZM47 222V221H46ZM53 222H54V220H53ZM53 222H51V223H53ZM66 222V221H65ZM71 222V221H70ZM2 224H3V222H1ZM43 223V222H42ZM50 223V222H49ZM66 223H69V222H66ZM1 224V225H2ZM9 224V223H8ZM14 224V223H13ZM15 224H17V222L15 223ZM25 224V223H24ZM32 224V223H31ZM37 224V223H36ZM41 224V223H40ZM44 224V223H43ZM74 224H75V222H74ZM6 225H7V223H6ZM18 225H20V226H22V223L21 224H18ZM26 225V227L25 228H27V223L25 224ZM28 225H29V221H28ZM48 225V224H47ZM51 225H53V224H51ZM63 225V224H62ZM76 225V224H75ZM75 225H74V227H75ZM3 226V225H2ZM17 226V225H16ZM20 226H19V229H20ZM65 226V225H64ZM73 226V225H72ZM71 226V227H72ZM5 227H7V226H5ZM24 227V225L22 226V228ZM36 226H34V227H29L28 226V229H27V231L30 229V230H33V229H31V228H35ZM50 227V226H49ZM57 227V226H56ZM70 227V226H69ZM15 228V227H14ZM16 228H18V227H16ZM21 228V229H22ZM25 228H23V230L25 229ZM52 228H55V227H52ZM60 228H62V227H60ZM66 228V227H65ZM18 229V230H19ZM41 229H43V227L41 228ZM15 230V229H14ZM17 230V229H16ZM35 230V229H34ZM54 230V229H53ZM72 230V229H71ZM10 231H12V230H10ZM21 231V230H20ZM38 231V230H37ZM61 231V230H60ZM63 231V230H62ZM65 231V230H64ZM63 231V232H64ZM67 231V230H66ZM65 231V232H66ZM18 232V231H17ZM17 232H15V233H17ZM24 232H26V229H25V231ZM29 232V231H28ZM31 232V231H30ZM46 232V231H45ZM72 232V231H71ZM12 233H13V231H12ZM14 233V234H15ZM20 233H22V231L20 232ZM19 233V235H21ZM35 233H36V231H35ZM34 233V234H35ZM43 233V232H42ZM47 233V232H46ZM38 234V233H37ZM45 234V233H44ZM52 235L53 233H49V235ZM55 234V235H54ZM53 235H52V237L53 236H56V233H54ZM18 235V234H17ZM24 236H26V233L25 234H23ZM22 235V236H23ZM28 235V234H27ZM46 235V234H45ZM21 236V237H22ZM23 236V237H24ZM40 236V235H39ZM42 237V236H41ZM16 238H18V236L16 237ZM25 238L26 237H24L23 239H21V238H18V240L19 241H22L23 242V240H25ZM46 238H48V235H47V237ZM50 238V237H49ZM44 239H45V236H44ZM51 239V238H50ZM53 239L54 238H52L50 241L52 242L53 241ZM57 239V236L55 237V239H54V242L55 243H59V242H61L62 240L61 239H59V242H56L55 240ZM46 240V239H45ZM61 240V241H60ZM65 240V239H64ZM39 241H41V240H39ZM58 241V240H57ZM22 242H21V245H22ZM64 242V241H63ZM18 243H20V242H18ZM28 243H29V241H28ZM34 243V242H33ZM65 243V242H64ZM66 243H67V240H66ZM27 245V243L26 242H23V245ZM30 244V243H29ZM46 244V243H45ZM48 244V243H47ZM51 244V243H50ZM52 244H53V246L55 245L53 242H52ZM60 244V243H59ZM58 244V246H60ZM74 244H76V243H74ZM83 244V243H82ZM25 245V246H26ZM31 245H32V243H31ZM34 245V244H33ZM63 245H65V244H63ZM67 245V244H66ZM27 246H30V245H27ZM50 246V245H49ZM72 246H74V245H71V247ZM90 246V245H89ZM34 247V246H33ZM33 247L31 248L32 250H34L33 249ZM55 247H57V245L56 246H54L53 248L55 249ZM64 247H66V246H62V249L64 248ZM70 247V248H71ZM86 247V246H85ZM68 248V249H67ZM67 250H69V247L67 246ZM48 249V248H47ZM47 249H46V251H47ZM53 249V250H54ZM58 249H60L59 247H58ZM74 249V248H73ZM80 249V248H79ZM36 250V249H35ZM50 250H52V247H51V249ZM52 250V251H53ZM57 250V248L54 250V252H57L56 251ZM72 250V249H71ZM37 251V250H36ZM39 251V250H38ZM70 251V250H69ZM84 251H86V249L84 250ZM89 251V250H88ZM73 252H76V251H74L73 250ZM78 252V251H77ZM7 252H6V248L4 249V251H2V252H0V263L2 262V260H3V262H4V259L5 258H7L6 257V254ZM9 253V252H8ZM50 253H52V252H50ZM63 253V252H62ZM79 253V252H78ZM12 254V253H11ZM39 255H40V251H39V253H38ZM47 254V253H46ZM82 254H83V252H82ZM48 255V254H47ZM72 255H76L75 253H73ZM72 255H71V258H72ZM78 255V254H77ZM80 255H81V251H80ZM80 255H79V259H83L84 257L83 256H81L80 257ZM84 255V254H83ZM11 256V255H10ZM52 256L53 257H55L56 256V254H55V256H54V253H52ZM57 256H59V255H57ZM62 256H64V254L62 255ZM66 256V255H65ZM68 256H69V254H68ZM73 256V257H74ZM13 257V259H16V258H14V256H12ZM43 257V256H42ZM52 257V258H53ZM70 257V256H69ZM76 257V258H77ZM59 258H61V257H59ZM88 258H89V256H88ZM11 260L10 258H7V260ZM67 259H68V257H67ZM74 259V258H73ZM51 260V259H50ZM49 260V261H50ZM53 260H56V262L55 261H51V262H55V263H57L58 264V259H57V257H55ZM63 262H64V257H63ZM61 259H59V261L61 262L62 261ZM65 260H66V258H65ZM86 260V259H85ZM5 261H6V259H5ZM13 261V260H12ZM16 261H21V259H19L18 258V260H16ZM47 261V260H46ZM83 261H84V259L82 260V264H84L83 263ZM89 261H91V260H89ZM76 262V261H75ZM79 262H80V260H79ZM4 263H7V262H4ZM10 263H11V261H10ZM55 263H53V264H55ZM65 263V262H64ZM67 263V262H66ZM81 263V262H80ZM17 264H20L19 262L17 263ZM62 264V263H61ZM68 264V263H67ZM85 264H89V263H85Z\"/></svg>",
	"mask_w": 264,
	"mask_h": 264
}]
</instances>
